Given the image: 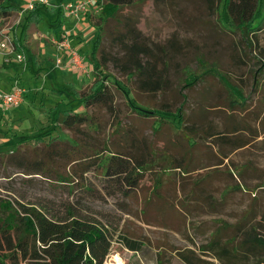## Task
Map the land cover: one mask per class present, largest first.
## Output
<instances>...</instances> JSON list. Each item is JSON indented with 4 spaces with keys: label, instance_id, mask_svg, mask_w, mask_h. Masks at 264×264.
<instances>
[{
    "label": "rangeland",
    "instance_id": "rangeland-1",
    "mask_svg": "<svg viewBox=\"0 0 264 264\" xmlns=\"http://www.w3.org/2000/svg\"><path fill=\"white\" fill-rule=\"evenodd\" d=\"M46 1L44 5L52 11L69 0ZM137 1L135 7L122 13L119 22L107 24L100 44V51L110 59L104 66L109 77L104 78L97 74L98 69H75L54 44L46 21L25 25L28 11L23 9L28 0H8L6 4L16 9L0 16V27L12 33L15 50L24 53L26 61L5 63L0 56V91L18 84L25 95L19 106L4 112L0 109V200L14 206L40 205L58 214L72 209L96 219L111 235L103 264H115V257L123 264H183L175 250L198 252L222 223L234 227L250 209L256 219L248 227L260 221L257 230L264 235L260 220L264 188L258 187L264 183V29L248 38L232 31L222 19V2L213 13L203 0ZM99 16V6L89 8L85 31L71 28L70 20L63 16L68 39L88 68ZM127 30L151 49L144 62L154 68L156 76L165 78L161 91H142L138 76L123 73L121 63L126 57L117 44V34ZM199 59L220 73L223 84L217 76L206 75L194 87H184L189 72L202 70ZM97 80L108 86L113 98L112 114L102 108L88 109L99 122L100 138L107 139L110 151L145 169L128 195L108 192L97 171L81 174L70 162V152L60 151L78 138L74 131L57 126L51 134L46 130L37 139L38 130L52 124L53 110L59 103V109H83L68 91L88 93ZM115 83L139 108L181 110L185 128L169 121L159 123L160 115L145 118L134 113ZM21 138L31 139L22 142ZM53 148L59 155L51 161L47 154ZM38 156L48 169L29 174L27 162ZM170 158L188 172L165 169ZM239 167H244L239 175H230ZM58 173L72 175V181H59ZM157 178L161 185L155 190ZM236 185L243 189L235 190ZM232 232L225 230L222 239ZM122 238L140 242L141 250H128ZM201 258L219 264L210 256ZM251 262L239 257L231 264ZM16 263L26 261L18 259Z\"/></svg>",
    "mask_w": 264,
    "mask_h": 264
},
{
    "label": "trees",
    "instance_id": "trees-1",
    "mask_svg": "<svg viewBox=\"0 0 264 264\" xmlns=\"http://www.w3.org/2000/svg\"><path fill=\"white\" fill-rule=\"evenodd\" d=\"M203 1L213 13L218 11L222 2V19L228 22V27L232 31H237L242 37L254 36L264 29V0ZM6 3L8 0H0V16H8L16 9ZM137 4V0H106L103 3H98L100 16L98 24L95 25L97 35L90 57L87 58L89 60V68L86 65L87 69H98L97 74L103 75L104 78L109 77L104 72V66L110 59L100 51V44L105 35L107 24L109 21L119 22L122 13ZM63 16L60 6L50 11L44 4L34 3L33 8L26 14L24 22L25 25H29L46 21V26L51 31L53 38L60 40ZM117 37L119 39L117 44L126 57L125 62L121 63L123 73H133L138 76L142 81V91L158 92L164 89L165 78H162L160 74L156 76L154 68L148 67L144 62V58H150L151 49L149 46L139 41L132 30H127L124 34H117ZM14 44H16L15 41ZM112 61L119 62L120 60L113 58ZM198 62L203 67L202 70L189 72L183 80L184 87L189 89L194 87L206 75L217 76L223 84V78L214 67L202 65L201 59ZM115 84L116 87L122 89L119 83ZM122 92L128 98L129 93L123 89ZM231 92L236 97L238 96L234 91ZM68 93L72 101H78L83 109L78 112L59 109V103L53 110L52 124H49V127L45 129L38 130L37 139L41 138L44 135L42 133L46 130L51 134L57 126L74 131L78 138L74 143L68 142V147L62 148L60 151L63 154L70 152L69 155L72 158L70 162L77 165L81 174L91 169L97 171L98 175L103 178V186L110 189L108 192L114 193L113 190H115L122 195H128L129 190L136 185L137 177L145 169L140 164L135 165L130 158L110 151L107 139H101L99 136V122L93 117V114L88 113V109L102 108L112 114L113 98L108 91V86L103 81L98 82L97 80L88 93H79L76 90H70ZM235 101L237 100H233V103ZM128 103L133 112L141 117L160 115L159 123L169 121L179 129L185 128L181 110L174 112L168 110L148 111L139 108L130 98H128ZM69 104L70 102L64 105ZM187 138L190 139L189 136ZM25 139L21 138L20 141L23 142ZM57 139L59 138L57 137ZM192 145H196L193 140ZM47 155L53 161L54 156L59 155V150L53 148ZM37 158V160L32 158L27 162L29 166L26 172L29 174H40L47 171V163L41 159V156ZM178 168H181V173L188 172L187 168L178 166L173 158H170L165 166L167 170ZM243 170L244 167L232 169L230 175H239ZM56 176L61 182L70 183L72 181V175L58 173ZM160 185V179L157 178L154 189H159ZM258 187L264 188V183ZM234 189L242 190L243 186L236 185ZM255 219L256 215L250 209L236 226L222 223L221 228L214 232L210 240L197 248L198 252L186 249L175 250L174 253L183 264H209L201 256H210L219 264H231L239 257L252 261L251 264H264V235H261L257 230L261 222L248 227V224ZM260 220L264 222V215L260 216ZM227 229H232L233 232L229 238L223 240V232ZM237 239H239L238 242H236ZM110 241L111 235L104 225L96 219L89 218L72 209H67L65 214H58L57 212L52 213L40 205L16 203L14 206L10 201L0 200V264H7L6 260L11 261V264H17L18 259L26 261V264H103L109 254ZM122 242L130 251L139 252L141 250L140 242L128 238H122ZM114 261L115 264H123L118 257H115Z\"/></svg>",
    "mask_w": 264,
    "mask_h": 264
},
{
    "label": "built area",
    "instance_id": "built-area-1",
    "mask_svg": "<svg viewBox=\"0 0 264 264\" xmlns=\"http://www.w3.org/2000/svg\"><path fill=\"white\" fill-rule=\"evenodd\" d=\"M34 3L46 4V0H28L24 12L30 11L33 8ZM98 3H103V0H70L61 4L64 18L71 20L74 25H78L83 17L86 15L90 7L99 6ZM100 10V7H99ZM27 13V12H26ZM2 17H0L1 22ZM54 44L64 54V57H68L71 65L78 71H85V60L80 54L73 48L68 39L67 31L63 28L60 40L54 39ZM0 56L5 63L16 61L18 64L26 61L24 53H17L15 50L14 39L11 32H7L6 29L0 27ZM60 63V59L57 60V65ZM25 90L18 84H13L9 90L5 92L0 91V109L8 111L22 103Z\"/></svg>",
    "mask_w": 264,
    "mask_h": 264
},
{
    "label": "crops",
    "instance_id": "crops-1",
    "mask_svg": "<svg viewBox=\"0 0 264 264\" xmlns=\"http://www.w3.org/2000/svg\"><path fill=\"white\" fill-rule=\"evenodd\" d=\"M70 1V0H69ZM66 2V1H65ZM87 21H86V15L83 17V19L81 20V22L78 24V25H74V23L70 20V23H69V25H70V27L71 28H74L75 27V29H79V30H81V31H85L86 29H87V27L88 26H84V24L86 23ZM62 28H63V26H62ZM10 89V87H8L7 88V90H9ZM6 90V91H7Z\"/></svg>",
    "mask_w": 264,
    "mask_h": 264
}]
</instances>
